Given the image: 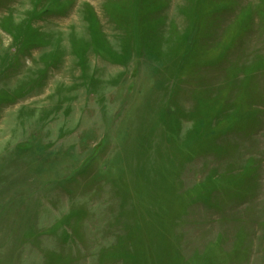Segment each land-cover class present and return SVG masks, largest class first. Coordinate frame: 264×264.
I'll use <instances>...</instances> for the list:
<instances>
[{
    "label": "rangeland",
    "instance_id": "obj_1",
    "mask_svg": "<svg viewBox=\"0 0 264 264\" xmlns=\"http://www.w3.org/2000/svg\"><path fill=\"white\" fill-rule=\"evenodd\" d=\"M0 264H264V0H0Z\"/></svg>",
    "mask_w": 264,
    "mask_h": 264
}]
</instances>
